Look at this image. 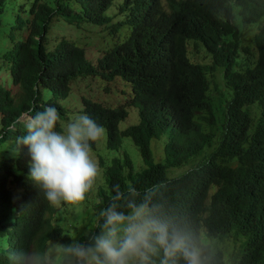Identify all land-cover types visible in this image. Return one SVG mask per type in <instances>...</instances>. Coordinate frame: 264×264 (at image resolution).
<instances>
[{"label": "trees", "instance_id": "1", "mask_svg": "<svg viewBox=\"0 0 264 264\" xmlns=\"http://www.w3.org/2000/svg\"><path fill=\"white\" fill-rule=\"evenodd\" d=\"M113 1L32 0L28 9L23 3L16 8L7 32L13 43L0 54L10 79L0 82V264H14L11 253L31 254L49 241L70 243V234L53 224L55 206L28 180V149L14 148L26 134L28 116L45 107L58 109L62 130L59 100L86 76L129 83L131 97L114 106L81 96L82 114L105 128L108 149L118 148L123 136L131 138L145 164L135 172L127 152L112 157L96 213L111 202L116 184L122 190L134 186L140 197L153 190L154 202L201 249L203 264H225L220 244L229 236L240 240L230 264H264V0H122L124 18L109 24L106 10ZM6 2L0 0V26ZM235 17L242 28L257 26V59L243 70L236 68ZM59 19L108 25L111 33L127 26L129 34L94 64L83 46L64 37L47 48V33ZM189 40L203 44L209 64L189 59ZM217 68L230 92L220 115L208 94L207 74ZM43 88L52 92L47 100ZM127 105L137 108L138 121L120 129ZM163 134V161L155 162L150 142Z\"/></svg>", "mask_w": 264, "mask_h": 264}, {"label": "clouds", "instance_id": "2", "mask_svg": "<svg viewBox=\"0 0 264 264\" xmlns=\"http://www.w3.org/2000/svg\"><path fill=\"white\" fill-rule=\"evenodd\" d=\"M59 121L60 112L51 106L29 115L14 151L28 149V180L49 204L78 205L101 175L91 144L102 139L105 128L87 114L75 115L60 131ZM113 191L96 216L95 231L9 258L14 264H177L181 258L184 264H203L201 249L186 227L154 202L153 190L140 197L134 186L122 190L116 184ZM231 258L227 261L223 252L225 264Z\"/></svg>", "mask_w": 264, "mask_h": 264}, {"label": "rangeland", "instance_id": "3", "mask_svg": "<svg viewBox=\"0 0 264 264\" xmlns=\"http://www.w3.org/2000/svg\"><path fill=\"white\" fill-rule=\"evenodd\" d=\"M53 4V0H44ZM122 0H114L106 10V14L110 17V23H115L122 20L124 15L119 12V5ZM32 0H7L6 8L1 16L2 24L0 26V54L12 45L13 42L7 38V32L11 27L16 8L23 3L26 9L31 5ZM235 25L240 31V47L237 51L236 68L243 70L254 65L257 59V52L255 49L253 36L257 31L256 25H248L245 28L241 27L240 21L237 17L234 19ZM108 25L99 26L93 23L70 24L61 19L55 20L47 33V48L53 45L64 37L68 40L74 41L77 45L85 48L87 58L94 64L97 58L104 50L111 47L114 43L124 40L129 34V28L122 26L116 32H109ZM187 55L192 62L209 64L211 62L210 55L206 52L204 46L200 42L189 40L187 43ZM209 80V97L215 106L216 113L220 115L225 108V103L230 97V92L225 83L223 70L217 68L213 72L207 74ZM0 82L10 83L7 77V70L0 66ZM43 100H47L52 96V92L48 88H43ZM81 96H86L91 99L102 101L107 105L114 106L118 103L124 102L131 97V88L127 81L120 77H115L113 80H105L99 76L78 77L71 84V90L67 97L59 100L62 107L65 109V118L61 123L66 126L68 121L77 114H82ZM126 110L128 115L125 119L120 121L119 128L122 129L130 124L138 121L137 108L133 105H127ZM167 141L166 135L163 134L160 138L151 139L150 146L155 162L163 161V147ZM92 156L98 163L101 169V175L98 177L93 189L86 195L83 202L78 205H69L62 203L60 206H55L56 211L53 216V224L63 228L68 232L71 238L83 237L84 233H90L95 227L96 210L93 205L98 202V190L107 191V184L105 181L104 170L110 163L112 157H122L124 152H127L133 163V170L139 171L145 167L141 158L138 147L132 142L131 138L127 136L122 137L121 145L116 149H108L106 147V130L101 140L93 142ZM185 168H180L177 171H183ZM176 171V172H177ZM173 169L171 174L176 173ZM8 187L13 189L15 195L17 190L14 185L8 184ZM204 237V233L202 234ZM213 241V240H211ZM239 238L229 236L220 244L227 261L234 255L238 249ZM58 241H49L48 246Z\"/></svg>", "mask_w": 264, "mask_h": 264}]
</instances>
